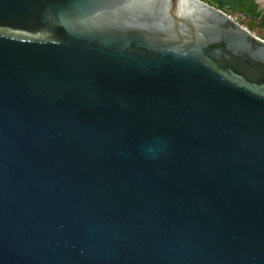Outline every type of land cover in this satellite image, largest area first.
Segmentation results:
<instances>
[{
  "label": "water",
  "instance_id": "1",
  "mask_svg": "<svg viewBox=\"0 0 264 264\" xmlns=\"http://www.w3.org/2000/svg\"><path fill=\"white\" fill-rule=\"evenodd\" d=\"M0 264H264V38L205 0H0Z\"/></svg>",
  "mask_w": 264,
  "mask_h": 264
},
{
  "label": "trees",
  "instance_id": "2",
  "mask_svg": "<svg viewBox=\"0 0 264 264\" xmlns=\"http://www.w3.org/2000/svg\"><path fill=\"white\" fill-rule=\"evenodd\" d=\"M205 1H207V2L210 1L209 3H212V4L216 3L214 5H216L220 9H224V11H227L225 9L228 8L231 11L240 12L244 16H246V15H253L255 17L259 16V18H257V20H256V23H257V25L260 26L261 29L264 30V12L261 13V11H256L254 9H252V10H244L243 8L239 7L238 0H205ZM250 24L253 26V23H250ZM252 26H250V27L252 28ZM262 38H264V31H263Z\"/></svg>",
  "mask_w": 264,
  "mask_h": 264
},
{
  "label": "rangeland",
  "instance_id": "3",
  "mask_svg": "<svg viewBox=\"0 0 264 264\" xmlns=\"http://www.w3.org/2000/svg\"><path fill=\"white\" fill-rule=\"evenodd\" d=\"M213 4H216V3H213ZM225 10H227L226 11L227 13H229L232 17H234L236 20H238L244 26H246L247 28H250V30L252 32H254L256 35H258L260 37L263 36V31L264 30L261 29L260 26L257 25V23H256V20H257V18H259V16H257V17H255L253 15H246V16H244L242 13L237 12V11H231L228 8L225 9ZM256 10L261 11V13L264 12V3H263V0H258V5H257ZM250 23H253V26ZM250 26H252V28Z\"/></svg>",
  "mask_w": 264,
  "mask_h": 264
},
{
  "label": "flooded vegetation",
  "instance_id": "4",
  "mask_svg": "<svg viewBox=\"0 0 264 264\" xmlns=\"http://www.w3.org/2000/svg\"><path fill=\"white\" fill-rule=\"evenodd\" d=\"M238 2H239V7L243 8L244 10H252V9L256 10L258 5V0H238Z\"/></svg>",
  "mask_w": 264,
  "mask_h": 264
}]
</instances>
